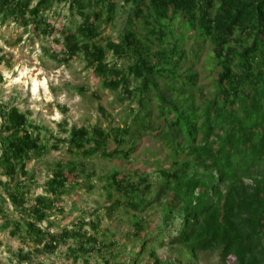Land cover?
Returning <instances> with one entry per match:
<instances>
[{
  "label": "trees",
  "instance_id": "trees-1",
  "mask_svg": "<svg viewBox=\"0 0 264 264\" xmlns=\"http://www.w3.org/2000/svg\"><path fill=\"white\" fill-rule=\"evenodd\" d=\"M35 1L0 0V19L45 34L58 30L62 50L54 58L68 63L82 56L101 86L128 102L129 112L109 128L73 126L51 144L53 132L32 123L18 106L0 102V168L21 214L14 218L0 208L5 218L0 229L12 226L11 234L24 244H43L47 252L75 238L79 245L70 247L75 264L89 262V253L101 244L98 237L88 233L84 220L52 231L51 212L75 179L92 180V158L128 159L140 136L153 133L166 146L169 165L158 167L155 183L146 170L130 174L115 166L105 185L109 213L121 208L130 213L138 235L145 226L137 212L151 204L158 188L157 200L165 198L159 236L170 233V243L192 256L220 251L224 263L232 258V264H264V0H125L129 8L117 38L103 34L119 16L118 0ZM55 2L77 13V26L51 25L45 13ZM207 44L208 86L200 84L193 66L186 67ZM61 143L70 159L51 169L47 195L29 198L36 174L28 162ZM141 246L140 253L146 239ZM151 255L161 264L155 250Z\"/></svg>",
  "mask_w": 264,
  "mask_h": 264
},
{
  "label": "rangeland",
  "instance_id": "rangeland-1",
  "mask_svg": "<svg viewBox=\"0 0 264 264\" xmlns=\"http://www.w3.org/2000/svg\"><path fill=\"white\" fill-rule=\"evenodd\" d=\"M118 1L121 4L119 16L116 22L104 26V36L117 38L119 35L129 4L125 0ZM45 14L51 25L59 30L66 26L75 27L80 22V17L66 3L55 2ZM60 38L58 30L45 34L33 25L24 27L13 20L3 22L0 19V102L18 106L32 123L53 132L56 137L51 144L67 136L73 126L100 125L109 128L113 120H123L125 113L129 112L126 109L128 102L122 103L116 94L104 89L82 56L68 63L54 58V54L62 50L58 41ZM192 44L193 39L187 42L188 46ZM210 50L208 44L203 46L198 52L199 57L186 65L193 66L199 73L201 85L208 86L211 80ZM108 59H112L111 54ZM134 107L138 104L135 103ZM155 137L153 133L140 136L128 159L119 161L109 156L92 158L90 162L95 170L92 180L75 179L69 184L68 194L51 212L50 220L55 223L52 231L78 227L79 221L84 220L85 229L89 234L96 235L101 244L89 253V262L80 259V264H116L124 258L130 264H154L152 250H155L161 264H232V258L227 263L222 261L220 251H204L192 256L182 245L170 243V233L159 236L165 198L157 200L158 188H153L151 204L137 212L145 226L138 235L130 213L122 208L109 213L107 207L110 201L105 185L115 166L130 174L146 170L151 174V182L155 183L158 167L169 165L167 148ZM115 147L116 144L111 141L108 149L112 152ZM70 157L67 145L61 143L59 149L32 158L28 168L35 171L36 180L29 198L38 194L47 195L45 187L52 177L51 169L56 162L69 160ZM9 181L10 178L0 168V208L12 217L20 218L21 214L7 194ZM92 222L97 225L95 229ZM4 223L5 218L0 214V227ZM11 228L0 229V264H75L70 254V247L79 245L75 238L55 252H47L43 250V244L37 245L33 241L24 244L18 236L11 234ZM142 239H146V248L140 253Z\"/></svg>",
  "mask_w": 264,
  "mask_h": 264
}]
</instances>
